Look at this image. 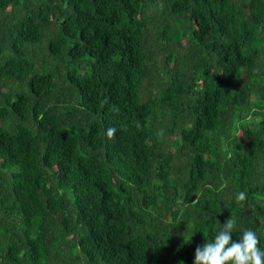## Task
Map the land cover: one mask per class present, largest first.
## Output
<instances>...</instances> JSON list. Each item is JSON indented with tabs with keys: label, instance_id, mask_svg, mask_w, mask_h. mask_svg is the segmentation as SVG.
Instances as JSON below:
<instances>
[{
	"label": "trees",
	"instance_id": "16d2710c",
	"mask_svg": "<svg viewBox=\"0 0 264 264\" xmlns=\"http://www.w3.org/2000/svg\"><path fill=\"white\" fill-rule=\"evenodd\" d=\"M229 217L264 251V0H0V264H193Z\"/></svg>",
	"mask_w": 264,
	"mask_h": 264
},
{
	"label": "clouds",
	"instance_id": "9594fccd",
	"mask_svg": "<svg viewBox=\"0 0 264 264\" xmlns=\"http://www.w3.org/2000/svg\"><path fill=\"white\" fill-rule=\"evenodd\" d=\"M115 133L116 128L112 127L107 129L106 135L114 138ZM236 199L244 201L246 194L239 192ZM217 223L219 227L214 240L196 247L193 264H264V251L258 247L259 238L255 231L243 230L239 239L234 241L232 236L237 221L229 217L223 224Z\"/></svg>",
	"mask_w": 264,
	"mask_h": 264
}]
</instances>
